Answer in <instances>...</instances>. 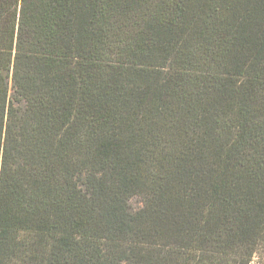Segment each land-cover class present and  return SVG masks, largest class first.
<instances>
[{"label": "trees", "instance_id": "16d2710c", "mask_svg": "<svg viewBox=\"0 0 264 264\" xmlns=\"http://www.w3.org/2000/svg\"><path fill=\"white\" fill-rule=\"evenodd\" d=\"M0 264H264V0H0Z\"/></svg>", "mask_w": 264, "mask_h": 264}, {"label": "rangeland", "instance_id": "374dc122", "mask_svg": "<svg viewBox=\"0 0 264 264\" xmlns=\"http://www.w3.org/2000/svg\"><path fill=\"white\" fill-rule=\"evenodd\" d=\"M130 206H131V210L132 211H136L138 208H140L141 204L138 198H133L130 202H129Z\"/></svg>", "mask_w": 264, "mask_h": 264}]
</instances>
